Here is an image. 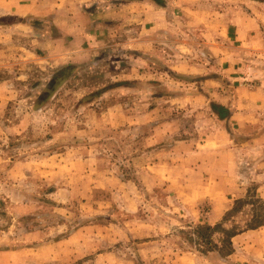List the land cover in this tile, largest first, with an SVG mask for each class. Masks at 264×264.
I'll list each match as a JSON object with an SVG mask.
<instances>
[{
  "label": "rangeland",
  "instance_id": "obj_1",
  "mask_svg": "<svg viewBox=\"0 0 264 264\" xmlns=\"http://www.w3.org/2000/svg\"><path fill=\"white\" fill-rule=\"evenodd\" d=\"M38 1L0 0V264H264V225L191 232L264 204V0Z\"/></svg>",
  "mask_w": 264,
  "mask_h": 264
},
{
  "label": "trees",
  "instance_id": "obj_2",
  "mask_svg": "<svg viewBox=\"0 0 264 264\" xmlns=\"http://www.w3.org/2000/svg\"><path fill=\"white\" fill-rule=\"evenodd\" d=\"M212 108L221 118H224L228 114L227 110L221 106L212 105ZM244 204H250L251 206L249 213L251 214L250 219L247 221L246 225L241 228L233 223L229 229L224 228L222 223L230 220L235 214H237ZM262 225H264V204L261 198L257 197L255 193H247L245 198L236 199L233 202V205L222 215L221 222L213 226L195 225L191 228V232L196 234L198 240L206 246L207 249L205 251H218L220 254L228 255L230 253L229 251L232 249V237L244 230L255 229ZM218 231L222 234L220 247L211 240L212 233Z\"/></svg>",
  "mask_w": 264,
  "mask_h": 264
},
{
  "label": "crops",
  "instance_id": "obj_3",
  "mask_svg": "<svg viewBox=\"0 0 264 264\" xmlns=\"http://www.w3.org/2000/svg\"><path fill=\"white\" fill-rule=\"evenodd\" d=\"M254 4H257L260 6L259 8L263 7L264 9V2L259 3L257 1H254ZM8 8L10 9L13 8V12L17 16H30L33 14L35 15L43 14L42 5L39 3L38 0H26L24 3L20 2V0H16V2L10 4ZM249 22L251 23L250 25L251 30L247 32L246 36L240 37L243 28L239 25V23H236L234 21L231 23V26L234 27L233 32L235 35L236 34L238 35V38L240 39L244 38L246 43L251 44V42H253V47L249 49L250 52H252L254 55L264 54V11L259 13L251 12V14H249ZM52 44L54 43H51L47 46L49 50H51V48L54 47L52 46ZM55 52H59V51H55ZM57 54L58 53H56L55 55ZM260 72H261L260 70H255V75L256 73H260ZM255 83L256 84L254 88L248 91V97H249L248 103L251 105V107H254V109L264 112V73L261 76V79L259 80L260 84L258 82ZM252 118L253 119L255 118L253 114H252ZM262 132L264 133V130Z\"/></svg>",
  "mask_w": 264,
  "mask_h": 264
}]
</instances>
